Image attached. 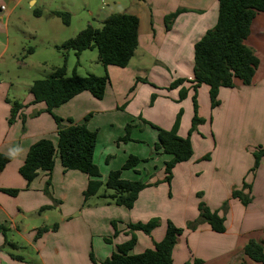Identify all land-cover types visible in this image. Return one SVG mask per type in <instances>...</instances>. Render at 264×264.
Here are the masks:
<instances>
[{"label": "crops", "instance_id": "1", "mask_svg": "<svg viewBox=\"0 0 264 264\" xmlns=\"http://www.w3.org/2000/svg\"><path fill=\"white\" fill-rule=\"evenodd\" d=\"M142 1L137 8L117 12L135 15L140 20L138 49L128 67L108 68L110 81L102 99H96L89 91H84L54 109L53 113L62 120V128L81 125L86 117L91 116L87 126L91 131L98 132L94 162L100 170L102 182L106 183L110 174L121 169L133 155L141 160L148 159V162L140 163L135 170L123 171L122 178L127 181L140 180L150 185L159 184L143 190L133 209L128 210L99 195L86 199L84 193L90 176L79 171H65L60 159H57L51 175L40 172L28 186L20 169L31 146L41 139H49L56 145L59 132L55 119L46 112V105H30L33 101L30 95L21 102L27 107L18 112L13 123L8 127L0 125V154L11 157L0 173V226L7 228L8 242L16 245L15 248L7 245L5 236L0 233V264H93L91 254L100 264L112 256L117 246L130 239L127 235L128 224H145L153 219H159L162 226L166 224V229L168 221L179 228H186L173 251V264H185L194 258L201 260L202 264H260L249 259L244 249L250 241L261 243L264 247V157L257 171H250L257 160L256 152L260 147L264 148V62L255 49V43L261 41L260 52H264V13L254 20L247 40V45L261 59L252 84L246 86L236 80L235 88H222L218 97L220 105L215 109L211 107L207 113L204 110L209 109L211 103L209 87L202 85L196 93L194 84L190 82L194 81L195 44L216 25L219 1L195 0L191 5L180 6L178 10L184 9L186 12L176 18L169 31L162 25V19L173 10L164 11L158 16L160 23L155 26L153 10L146 5L147 1ZM30 2L31 5L37 4L36 0ZM3 5L9 8L13 2L0 0V21L7 25L13 12L8 16V12L1 11ZM58 10L70 11L66 7L52 9L36 18L60 20L49 17L50 12ZM114 13L111 9L109 15ZM43 38L53 43L58 40L56 36L48 34ZM6 51L7 48L0 53V57ZM181 79L189 82L169 89L174 81ZM132 87L135 88L134 95L130 101H125L126 90ZM182 90L187 92L184 100L180 99ZM194 94L198 97V116L205 122L191 135L192 159L175 167L172 182H183L179 193L183 188L186 194L202 193L198 200L210 210L219 211V215L225 218L224 233L213 231L209 224L188 230V224L199 218V211L198 215L196 211L189 215L185 210L183 213L188 214L182 216L183 213L175 212L173 201L168 197L163 199L165 192L166 196L172 193L171 185L164 181L165 163L172 157L165 155L169 157L163 158L164 154L156 153L155 135L153 149L132 154L124 152L122 155L118 151L121 142L127 144L124 140L126 127L132 125L147 131L148 127L154 129L151 126L154 125L171 130L179 113L184 115L181 116L178 135L186 138L192 125L191 102ZM7 115L8 109H2V118L5 119ZM155 155L162 156L160 161L164 177L157 176L159 167L155 165ZM145 163L149 168L152 165L153 171L148 172L145 176L147 179L143 181L140 179V166ZM194 165L202 170L198 173L197 182L207 179L202 189H192ZM49 181L50 187L47 189ZM244 183L251 186L253 199L248 206L242 204L243 195L249 193L248 188H243ZM4 190H19V193L14 197ZM225 203L227 208L222 211L221 205ZM47 207L51 209L45 213L43 208ZM113 222H117V237H114ZM54 225H58L57 231L50 229L37 237L39 229ZM158 228L151 236L135 233L138 242L134 254L142 253L137 250L141 237L145 239V250L154 248L155 243L164 239L166 230H161L157 237ZM29 250L34 251L37 257L27 260L24 253ZM12 256L23 260H15Z\"/></svg>", "mask_w": 264, "mask_h": 264}, {"label": "trees", "instance_id": "2", "mask_svg": "<svg viewBox=\"0 0 264 264\" xmlns=\"http://www.w3.org/2000/svg\"><path fill=\"white\" fill-rule=\"evenodd\" d=\"M219 14L214 28L208 30L206 34L195 44V65L193 90L197 93L198 88L207 85L210 92L211 107L215 109L220 105L219 92L222 88L233 89L236 80H240L244 85L252 84L256 73L261 65V60L256 51L247 45V40L251 35L252 25L256 17L264 13V0H218ZM186 12L180 9L165 17V27L169 31L176 18ZM43 11L34 10V16L42 17ZM51 18H58L65 26H70L72 14L65 11H52ZM140 20L137 16L128 13H114L109 15L99 29L89 25L81 31L75 38L65 41L57 49L62 52L64 64L55 68L46 78L36 80L30 88L33 101L30 105L45 104L46 112L51 114L59 126L58 143L55 145L49 139H41L31 146L24 165L20 169L21 176L27 181L28 186L38 177L40 172L51 175L55 169L57 159L65 171H79L90 176L88 187L84 193L86 199L94 196L110 199L117 206L128 210L133 209L140 193L153 185L138 181H127L122 178L123 171L135 170L142 162L136 156H130L123 167L112 172L105 183L106 192L100 194L104 182L100 180V170L94 162V155L98 141V132L91 131L87 123L91 116L86 117L81 125H72L62 128V120L54 115L56 108L68 103L77 95L84 91H89L96 99H102L109 84L110 78L108 68L110 66L126 68L133 59L139 45ZM87 50H97L99 61L105 68V76L99 77L93 74L85 77L78 76L75 71L68 76L66 60L68 52L73 51L79 59L81 54ZM79 65V63H77ZM187 80L181 79L173 82L170 89H175ZM187 92H180V99L186 98ZM12 104L10 125L13 123L18 112L27 106L19 102H9ZM195 116L192 122V129L188 137L182 138L178 135L181 122V114L177 117L171 130H164L151 125L158 131V142L155 145L156 153L169 155L172 159L165 163V182L171 183L173 171L178 164L188 162L194 155L191 140L192 133L205 120L198 116V106L194 98ZM25 120V117L23 118ZM130 127L126 128L127 135L125 141L130 140ZM257 160L250 170L255 173L260 167V161L264 157V148L256 152ZM208 159V158H206ZM11 161V157L0 154V173ZM50 181L47 183V189ZM243 188H248L249 193L244 194L242 204L248 206L252 202L251 186L244 183ZM47 191V190H46ZM5 193L16 196L19 190H4ZM108 192H111L108 194ZM201 198L202 194H198ZM47 208H43L45 210ZM199 218L188 224L189 230H196L202 224H209L213 231L224 233L225 218L219 215L218 211L210 210L204 202L198 205ZM115 233L119 235L117 222L112 223ZM159 227V219H153L148 223L128 224L127 235L130 239L117 246L112 256L100 264H173V251L178 244L180 237L184 234V229L177 227L171 221L167 223L166 235L164 239L154 244V249H147L140 254L133 251L138 239L136 232H142L151 236L152 232ZM57 231L58 225L52 228L44 227L38 230L37 237L49 230ZM0 233L6 238V244L12 248L16 245L8 242V230L0 226ZM109 242V240H106ZM245 255L252 261L264 264V247L261 243L250 241L245 249ZM15 260L22 261L23 258L12 256ZM93 264H97L91 254ZM199 259H192L185 264H202Z\"/></svg>", "mask_w": 264, "mask_h": 264}, {"label": "rangeland", "instance_id": "3", "mask_svg": "<svg viewBox=\"0 0 264 264\" xmlns=\"http://www.w3.org/2000/svg\"><path fill=\"white\" fill-rule=\"evenodd\" d=\"M36 1H37L36 5H31L30 0H24L22 4L13 11L7 22V25L4 23L3 20L0 21L1 24L0 53L7 48L6 53L2 57H0V125L1 126L3 124H5L6 127L10 126V120L12 118L11 116L12 104L9 102L12 103L23 102L28 97H30L31 95L30 88L34 81L48 77L55 68L63 66L64 64L63 54L61 51L57 49V46H55L56 44L60 46L61 41L64 40L67 41L71 38H75L81 31L86 29L89 25L97 29L101 28L103 26V22L108 17L111 9L117 13V12L125 11L130 7L137 8L136 6H139V2L143 3L142 0H36ZM145 1H147L146 5L150 6V10H153L154 12V18L152 20L154 25L157 26L160 23V19L158 18V16H161L164 11L173 10L176 12L178 11V8L180 6L191 5V3L194 2L195 0H145ZM116 3H118L117 6ZM63 7L69 9L70 11H66V12H70L72 14L71 26L68 28L65 27V25H63V23L60 20L55 19L53 21H48L49 19L46 18L40 20L34 16V10L36 9L42 10L44 13H46L52 9H63ZM59 11H63V10H59ZM173 11L171 13H174ZM162 25L165 26V18L162 19ZM47 34L50 35L51 37L56 36L58 38V40H56L57 42L53 43L45 40V38L43 37L46 36ZM260 44L261 41L256 42L255 49L258 51V53L261 54V58L264 62V52H260ZM77 63H79V65H77ZM66 67H67L68 76L73 75L74 71L80 77H85L90 74L99 77L105 76V68L99 61V55L97 50L84 51L79 59L77 58L76 54L73 51L68 52ZM134 91H135L134 87L126 90L125 101H130V99L134 95ZM194 98H196V103H197L198 102L197 95L196 96L195 94L193 95L191 102L193 107V116H192L193 118L195 116ZM125 107L123 109H125ZM4 108L8 109V115L5 119L2 118V109L4 110ZM206 110L207 113L209 112V110L211 111V103L209 109L207 108L204 111L206 112ZM183 115L181 116L183 117ZM193 118H192V122H193ZM130 126H131L130 131L132 130L130 132L131 140L127 141V144L125 142H121L122 143L121 148L118 150L120 155H122L124 152H128L130 154L141 153L142 151H146L149 150L150 148L152 149L154 148L153 146L154 135L156 136V143L158 142L157 140L158 133L154 129L148 127L149 129H147L146 131L140 128H134L132 127V125ZM191 129H192V125H191ZM194 132H197V129ZM155 156L157 160L155 165H158L159 167V170L157 171V176L162 175L164 177V173L161 170L163 166L162 160L160 161V158H162V156H157V155ZM166 157L169 156H165V155L163 156V158ZM194 166L195 168L193 169L192 176L194 177L195 181L192 183V189L195 188L202 189L203 187L206 186L207 179H205L202 182L201 181L197 182V179L199 178L200 175L198 173H201L202 170L197 168L196 165ZM140 168L142 169V175L140 179L145 181L147 179L145 178V176L147 175L148 172L153 171V167L151 165V167L149 168L148 163H145L142 164ZM204 169L205 168H203V170ZM207 178L210 180L209 176H207ZM168 185H171L170 187H172V189H170V192L172 193L166 196V192H165V196H163V199L168 197L170 201H173V208L175 209V212H177V214H180L183 213L185 210H188V213L190 215V213L196 211V214L198 215L197 211L200 202V200H198V194H202V193L197 194L194 192L192 194H186V189L184 188L182 189V192L179 193L180 188L183 187L182 181L179 183L178 182L174 183L171 181V183ZM106 190L107 188L104 183V186L102 187L100 193ZM221 207H222L221 210L224 211L227 208V203L221 205ZM50 209H51L50 207H47V209H45V213H47L46 211ZM188 213L185 212L182 214V216ZM53 214L55 215L56 213ZM33 219L36 218L33 217ZM181 228L186 229L185 227H181ZM161 230H166V224H164L163 226L159 224L158 233L156 235L157 237L158 234H160ZM143 238L141 237L140 244L137 247V250L142 252L146 251L145 250L146 248L144 247L145 239ZM24 255L27 260H30L32 257L35 258L37 257V254L32 250H29L28 252L24 253Z\"/></svg>", "mask_w": 264, "mask_h": 264}, {"label": "built area", "instance_id": "4", "mask_svg": "<svg viewBox=\"0 0 264 264\" xmlns=\"http://www.w3.org/2000/svg\"><path fill=\"white\" fill-rule=\"evenodd\" d=\"M13 2V6L9 9L7 5L1 6V11L8 12V16L19 6L22 0H10Z\"/></svg>", "mask_w": 264, "mask_h": 264}]
</instances>
